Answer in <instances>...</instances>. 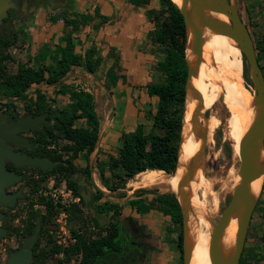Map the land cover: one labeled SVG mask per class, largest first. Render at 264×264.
<instances>
[{
	"label": "rangeland",
	"instance_id": "obj_1",
	"mask_svg": "<svg viewBox=\"0 0 264 264\" xmlns=\"http://www.w3.org/2000/svg\"><path fill=\"white\" fill-rule=\"evenodd\" d=\"M127 1L130 3L129 0ZM232 1L238 7L243 21L253 36L254 23L251 22V19L253 14L252 2L254 0ZM58 3L59 1L57 0H50L48 5H43L42 0H38L36 3L25 2L23 5L24 12H26L25 16H22L20 12L15 10L11 11L8 16L10 20L6 24L8 28L7 32L12 38L17 37L18 41L5 51V54L9 57L7 61L3 62L7 74L17 73L19 67L22 65L37 68L39 64L36 61V56L43 50L44 46L50 45L53 49L59 42L61 34L65 35L71 32V29L65 24L63 27L64 31H61V21L64 17L62 11L66 12L68 17L81 14L69 13L67 11L69 5H65V3L59 5ZM141 7H148V11H159L162 9L158 0H150L149 5ZM58 11L61 14L58 15ZM40 12L41 14L39 15ZM55 17L59 18V20L56 23H52L51 20ZM100 20V17H94L93 21L73 33L79 54H84L91 47L96 49L95 58L100 60V66L94 74L89 73L84 67H78V69L73 67L74 69L72 68L69 75L54 86L41 84L32 87L28 91V99L25 102L6 98L0 94V113H14L22 116L26 112L36 111L38 93L46 97V105L48 107L56 110L65 108L69 103L68 96L57 94L61 87L85 90L94 95L96 111L101 122L99 141L95 151L90 156L88 164L91 171V178L88 179L85 175L87 165L81 156L74 160L77 171L72 175L73 177H70L73 181H78L80 186L85 187L82 192H85L87 200L81 192L79 202L71 203L69 207L54 204L51 194L55 190L66 187L74 192L67 184V177L64 174L54 171L58 165L57 162H54L55 166L51 170H43L46 174L36 169L27 170L28 173H32V176L26 181L25 196L16 207L7 211L8 214H6V220L4 221V224L8 225L9 229L7 235L0 239V260L2 263H6L10 251L12 252L19 244L24 242V231L26 226L32 222L31 214L33 211L38 213L39 217L36 221L38 222L40 220L42 225V218L47 216L46 202L56 207V212L50 223L44 221L43 234L40 236L39 233L37 251L34 254V259L31 264H81L82 255L80 253L71 254L70 257L66 255L68 249L75 247L79 243L78 237L72 231L76 230L83 240L89 242L97 239L100 235H104L105 230L112 223H117L121 239L125 241L124 243L129 241L128 243L132 244L133 241L136 244L138 241L132 239L131 235H133V232L131 230L137 231L139 227H143L146 230L148 223V229H152L154 234H150L149 230H146L143 235L144 243L160 246L159 238L161 237L160 239H162L164 237L163 242L174 243L173 245L176 248L179 229L174 226L168 216L153 211L149 213L152 215L151 217L134 221L131 215H134L135 212L129 207L130 200L137 197L151 199L158 193L175 194L167 183L171 175H167L166 173L164 175L162 174V182L157 181L148 186L139 184L141 177L137 176L133 180H130L124 189L117 192H112L105 186L106 184L111 185L113 182L107 164L109 157L112 155L115 156L121 147V135L133 131L139 122L144 123L148 130L151 129L153 124L152 117L156 114L158 100L156 98H150L147 95L146 88L152 82L160 83L163 81V75L158 69V63L163 61L165 57L161 46L155 43L151 37V34L156 29V24L149 19L154 25V30L149 34V42L153 46L152 51L156 59L152 74L149 76L147 83L132 86L131 83L128 84L127 82L128 78L123 68L121 55L116 50H109V53H105L106 43L104 40L99 39L101 27L96 30L93 28ZM36 22L39 26H34ZM59 23L60 25H58ZM33 26L34 31L37 30L39 34L40 38L38 40L33 37ZM255 41L256 38L254 39ZM48 62L50 64L49 60ZM115 62H118L119 65L114 70L119 78L117 80V86L113 87L111 80L108 78V72ZM242 73L243 80L253 96L254 89L249 76V64L244 56ZM244 74L247 78L244 77ZM126 87L130 89L127 93H123L122 90ZM27 107H31V109ZM46 112L52 115L53 122L56 123L57 120H55L54 114L50 111ZM205 116L207 119L213 116L219 120V126L212 134L211 140L208 137L204 166V178L211 184L212 191L208 194L207 198L208 206L206 210L208 212L210 211L209 218L204 219L203 222L212 233L213 225L219 221L224 209L232 198L235 187V175L239 174L240 159L234 153L235 140L232 141L229 136L228 118L230 113L224 104L221 102L218 103L213 110L207 111ZM44 136H47V131L41 134V137ZM69 146L70 143L64 140H58L46 148L45 151L55 150L57 151V155H61L65 161L71 157V154L67 152V147ZM99 163H102L106 167L103 180H101L98 170ZM97 189L104 193V197L98 203L94 204L93 207H90L91 197L95 196ZM201 194V192L198 193V199ZM214 196L218 198V204L216 206L214 205ZM260 199L261 194L258 196V202L253 216L259 213L258 207ZM103 202L122 206L124 216L114 218L111 215L99 214L97 207ZM63 212L65 213V217L60 216ZM36 221L35 224H37ZM234 221L235 218L231 219L224 233H228V228ZM62 228L67 231V234L63 233ZM159 232L161 235H159ZM147 234L148 236H146ZM170 239H172L171 242ZM53 248L57 249V252L54 253ZM174 251L176 252L177 248ZM35 255L40 256V259L37 260ZM176 263L181 264L178 251L176 252ZM240 264H264L263 241L255 232L254 226L251 232L248 231Z\"/></svg>",
	"mask_w": 264,
	"mask_h": 264
},
{
	"label": "trees",
	"instance_id": "obj_2",
	"mask_svg": "<svg viewBox=\"0 0 264 264\" xmlns=\"http://www.w3.org/2000/svg\"><path fill=\"white\" fill-rule=\"evenodd\" d=\"M129 1L132 5L141 7L149 5L150 0ZM158 1L162 9L159 11L150 10L147 12V16L156 24V29L151 37L155 43L161 46L165 54L163 61L158 63L163 81L152 82L146 88L147 95L158 100V106L156 114L152 117L151 129L148 130L144 123L139 122L133 131L121 135V147L118 153L109 157L107 168L113 182L111 185L106 184L105 186L112 192L124 189L130 180L147 171H163L167 175H174L178 165L189 69L186 58L187 29L180 9L172 0ZM94 17L101 18L100 22L93 26L95 30L109 21L108 18L100 15L98 7L95 8L94 15L81 14L68 17L64 14L62 19L71 32L60 37L53 49L50 45L44 46L36 56V61L39 64L37 68L22 65L15 74H7L3 65V62L9 59L5 51L18 41L17 37L12 38L6 32L5 26L10 18L5 19L0 25V94L6 98L25 102L28 99V91L32 87L41 84L54 86L66 78L73 67H84L89 73L94 74L100 66V60L95 58L96 49L91 47L84 54H79L77 43L73 37L74 32L93 21ZM58 20L59 18L55 17L51 22L56 23ZM255 47L260 64L264 49L261 42H255ZM48 60L50 64H48ZM118 66V62H115L108 72V78L113 87L117 86L119 78L114 71ZM261 68L263 70L262 66ZM244 77L247 78L245 74ZM57 94L68 96L69 103L63 109L53 110L46 105V97L38 93L35 112L50 111L54 114L57 122L48 128L47 136L41 137V134L37 133L35 143L38 148L44 151L58 140L70 143L67 152L71 154V157L65 161L61 155H57L55 150L51 149L47 154L53 162L58 163L54 171L64 174L67 177L68 186L74 190L78 197H81V192L85 187L70 178L77 171L74 160L79 156L83 158L87 165L85 175L90 179L91 171L88 164L99 141L101 122L92 93L61 87ZM27 108L31 109V107ZM98 170L101 180H103L106 167L99 163ZM39 171L46 174L41 169ZM103 197L104 193L97 189L95 196L91 197L89 206L93 207ZM129 207L139 216L157 211L170 217L174 226L179 229L176 248L180 254L181 264H183V214L176 195L158 193L151 199L137 197L130 200ZM55 208L51 203L46 202L47 216L42 218L40 236L43 234L44 221L50 223L55 215ZM97 212L111 215L114 218L124 216L122 206L109 202L98 205ZM38 217V213L33 211L32 222L26 226L24 231L25 239L34 232L35 221ZM72 232L78 237L79 243L66 251L67 257L80 253L82 255L81 264L122 263L123 243L117 223L110 224L104 235L89 242L83 240L76 230ZM261 240L264 245V238ZM38 242L34 248V254L37 251ZM53 252H57V249L53 248ZM35 258L38 260L40 256L35 255Z\"/></svg>",
	"mask_w": 264,
	"mask_h": 264
},
{
	"label": "water",
	"instance_id": "obj_3",
	"mask_svg": "<svg viewBox=\"0 0 264 264\" xmlns=\"http://www.w3.org/2000/svg\"><path fill=\"white\" fill-rule=\"evenodd\" d=\"M174 4L178 6L184 18L187 29V43L189 34H192L193 40L191 50L196 56V63L194 66H192L187 59L189 69L186 83V97L187 91L190 89L189 82L193 77L197 76L203 60V32L205 29H210L215 33L225 35L236 41L249 64V76L254 89L252 104L255 108V119L240 142L238 153L240 159V182L235 185L232 198L224 209L219 221L213 225L214 228L210 242V258L212 264H240L253 213L258 202V196L254 197L251 193V186L253 182L261 177H263L264 186V160H261V151L264 152V73L257 59L255 42L251 32L243 21L238 7L232 0H182L181 6L176 3ZM11 10H17V6L12 0H0V25L8 18ZM211 14H221L228 17L230 24L212 18L210 16ZM193 96L199 103L192 113V125L200 132L198 135L199 139L197 140L202 142V150L199 156L200 160L205 164L206 146L209 136L201 120V112L203 111L201 97L197 91H193ZM203 117L206 119L205 114H203ZM3 120L7 121L5 118H3ZM44 124L48 126L52 125V122L47 120L46 115L41 118H20L11 121L8 127L0 123V206L8 205L13 207L17 198L23 197V189H19L17 192L9 191V189L15 187L24 176L16 171L9 170L6 164L7 161L12 162L17 168L38 167L44 171H49L53 168L54 162L50 158L31 157L15 151L12 147L28 148L33 146L34 144H32L28 138L22 137L21 133H27L29 130H40L44 127ZM181 145L182 132L180 148ZM198 163V158H192L188 161L185 166L187 175L182 186L185 187L192 181L199 167ZM178 166L179 160L177 169ZM174 193L181 205L183 214V264H190V251L187 241V221L190 212V203L187 194L182 190H179L178 193ZM82 195L86 199L85 192H82ZM180 196H183L186 200L187 204L185 206L180 201ZM233 218L238 220L235 251L231 257L226 260L221 253L220 240ZM5 219L6 215L0 212V223ZM40 225V220H38L34 233L25 241L23 247L19 251L10 252L5 264H31L33 260V248L40 233ZM7 233L8 229L0 227V239L5 237Z\"/></svg>",
	"mask_w": 264,
	"mask_h": 264
},
{
	"label": "bare ground",
	"instance_id": "obj_4",
	"mask_svg": "<svg viewBox=\"0 0 264 264\" xmlns=\"http://www.w3.org/2000/svg\"><path fill=\"white\" fill-rule=\"evenodd\" d=\"M173 2L179 6L182 5V0H173ZM210 16L221 22L230 24L229 18L224 15L211 14ZM203 37V60L197 76L193 77L189 82L190 89L187 91L185 101L179 166L175 174L171 175L167 180L171 190L176 193L179 190L185 192L190 203V212L187 221L190 264H212L210 258L212 233L203 222L204 219L209 218L210 211L208 212L206 207L208 206L207 198L208 194L212 191V186L204 178L205 164L200 160L199 156L202 150V142L197 140L199 139L198 135L200 132L192 125V113L199 103L193 96V91L198 92L203 103L201 120L203 121V127L208 131L209 140H211L212 134L219 126V120L213 116L205 119L203 114L209 110H213L220 102L227 108L230 113L228 118V132L232 141L235 140L234 153L236 155L239 153L242 137L255 119V108L252 104L253 96L243 80V56L238 44L232 38L215 33L210 29L204 30ZM192 40L193 37L190 33L186 54L189 63L194 66L196 56L191 50ZM192 158H198L199 167L192 181L184 187L182 183L187 175L185 166ZM261 160H264L263 151H261ZM162 174L164 175L165 172L155 170L141 173L138 175V177H141L139 184L148 186L157 181L162 182ZM234 181L235 185L240 182L239 174L235 175ZM262 186L263 177L252 183L251 193L254 197L260 195ZM200 192L202 194L198 199V193ZM213 199L214 205L216 206L218 204L217 196H214ZM180 201L184 206L187 204L183 196H180ZM237 229L238 220L235 219L228 228V233H224L220 240L221 253L226 260L235 251Z\"/></svg>",
	"mask_w": 264,
	"mask_h": 264
},
{
	"label": "crops",
	"instance_id": "obj_5",
	"mask_svg": "<svg viewBox=\"0 0 264 264\" xmlns=\"http://www.w3.org/2000/svg\"><path fill=\"white\" fill-rule=\"evenodd\" d=\"M59 5L65 3L69 5L67 11L69 13L91 14L94 15L95 8L98 7L100 15L109 19L99 31V39L106 43L105 53L109 50H116L121 55L123 68L127 74V82L132 86H138L147 83L149 76L152 74V69L155 66V56L152 51L153 46L149 42V34L154 30V25L151 23L146 15L149 10L148 7H136L131 5L127 0H57ZM46 3L43 2V5ZM48 5V4H47ZM252 19L254 23L253 36L256 38V43L261 42L264 49V0H254L252 2ZM59 10V9H58ZM67 15L66 12L62 11ZM36 14V13H35ZM41 12L39 13V15ZM61 14L58 11V15ZM63 21V20H62ZM61 21V31H64V21ZM52 24V23H51ZM60 25V23L58 24ZM34 26H39L37 22ZM33 37L38 40L39 34L37 30L34 31ZM64 34H61V37ZM38 37V38H37ZM260 65L263 67L264 73V53ZM74 69V68H73ZM78 69V67H75ZM81 69V68H79ZM130 88L123 89V93H127ZM258 214H254L250 224L249 232L252 231L253 226L259 238H264V187L261 192V199L259 201ZM147 214L139 216L137 214L131 215L134 221H139L151 217ZM170 218V217H169ZM171 220V219H170ZM147 223V229H148ZM146 230L139 227L137 231H133L132 239L137 240L136 244L123 243V253L121 254V264H177L175 246L171 243L163 242L160 239V246H153L152 244L144 243L143 235ZM169 232V230H167ZM152 229L149 233H153ZM161 232V231H160ZM159 232V235H161ZM148 233V231H147ZM154 234V233H153ZM148 236V234L146 235ZM166 240V239H165ZM172 239H170L171 242ZM143 242V245H142ZM134 245V246H132ZM264 247V245H263Z\"/></svg>",
	"mask_w": 264,
	"mask_h": 264
},
{
	"label": "flooded vegetation",
	"instance_id": "obj_6",
	"mask_svg": "<svg viewBox=\"0 0 264 264\" xmlns=\"http://www.w3.org/2000/svg\"><path fill=\"white\" fill-rule=\"evenodd\" d=\"M15 5L17 6V12H20L22 14V16H25L26 15V12H24V8H23V5L25 2H30V3H36V1L38 0H12ZM43 2H45L47 5L48 2L50 0H42ZM11 11H14V10H11ZM11 11L9 12V14L11 13ZM5 30L7 32L8 28L5 26ZM8 33V32H7ZM9 35V34H8ZM46 115V118L49 122H52V125L48 126L46 124H44V127L40 130H29L27 133H21V136L22 137H26L30 140V142L32 144H34L33 146L31 147H28V148H22V147H17V146H12L13 149L17 152H21L23 154H26L28 156H31V157H46V158H51L47 152H45L44 150L38 148V145H36L35 141L37 139V133L38 134H42L44 132H46L48 130V128L52 127L55 123L53 122V117L51 114H48L47 112H42V113H37L35 111L33 112H26L24 115L22 116H18L14 113H6V112H1L0 113V123L1 125L3 126H10V122L11 121H15L17 119H20V118H25V117H34V118H41L42 116ZM3 118H5L7 121H4ZM7 168L11 171H16L17 173L19 174H22L24 176V178L18 182L15 187L9 189L10 192H17L19 189H23V197H18L17 200H16V203L13 207H10L8 205H2L0 206V212L1 213H4L5 215L8 214L7 211L10 210L11 208H14L16 207L19 202L24 198L25 196V191H26V187H27V183L26 181L31 178L32 176V173H28L27 170H30V169H36V170H40V168L38 167H33V168H17L12 162H9L7 161ZM55 166V164H54ZM53 166V167H54ZM42 170V169H41ZM6 220V219H5ZM4 220V221H5ZM4 221L3 223L1 222L0 224V227H3V228H6V229H9L8 225L4 224ZM36 228V227H35ZM35 231V230H34ZM34 233V232H33ZM32 233V234H33ZM31 236V235H30ZM28 236L24 242H22L21 244H19L14 250H12V252H16V251H19L22 247H23V244L25 243V241L30 237ZM37 243V241H36ZM35 243V245H36ZM35 245H34V248H35ZM34 248H33V259H34ZM11 252V251H10ZM8 257H9V253H8ZM7 257V259H8ZM33 261V260H32ZM0 263L1 264H5V263H2L1 260H0Z\"/></svg>",
	"mask_w": 264,
	"mask_h": 264
},
{
	"label": "built area",
	"instance_id": "obj_7",
	"mask_svg": "<svg viewBox=\"0 0 264 264\" xmlns=\"http://www.w3.org/2000/svg\"><path fill=\"white\" fill-rule=\"evenodd\" d=\"M52 195V200L56 205H62L65 207H69L71 203L79 202V197L75 195V193L71 189H67L66 187H62L54 191ZM60 216L65 217V213ZM64 234H67V231L62 228ZM75 241V240H74Z\"/></svg>",
	"mask_w": 264,
	"mask_h": 264
}]
</instances>
